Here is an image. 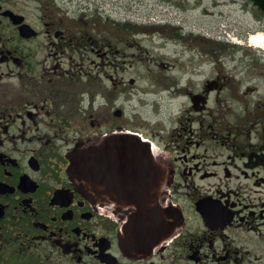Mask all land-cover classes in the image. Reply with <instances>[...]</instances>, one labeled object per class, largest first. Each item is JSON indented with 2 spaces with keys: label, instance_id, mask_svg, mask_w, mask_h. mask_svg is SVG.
<instances>
[{
  "label": "flooded vegetation",
  "instance_id": "1",
  "mask_svg": "<svg viewBox=\"0 0 264 264\" xmlns=\"http://www.w3.org/2000/svg\"><path fill=\"white\" fill-rule=\"evenodd\" d=\"M127 1L0 0V264H264V66L195 39L212 51L172 79L174 109L159 91L146 111L114 60H141L153 31L160 57V22ZM107 61L105 101L85 64ZM149 146L158 204L139 222L149 182L115 153Z\"/></svg>",
  "mask_w": 264,
  "mask_h": 264
},
{
  "label": "rangeland",
  "instance_id": "2",
  "mask_svg": "<svg viewBox=\"0 0 264 264\" xmlns=\"http://www.w3.org/2000/svg\"><path fill=\"white\" fill-rule=\"evenodd\" d=\"M127 0H97V3L104 6L116 7L124 6ZM145 4L141 7V14L145 19L151 17L159 23L160 20V57L158 55L157 31L149 32L147 42L144 44V49L138 52L142 57L141 60H135L122 64L119 59L114 60V63L120 67L117 70L116 76L119 81L129 79L135 76L137 81L131 86V93L135 101L133 104L142 106L147 102H152L155 92L160 91V95L164 100V105L160 109V113L167 116L171 107L169 98L177 95V87L172 83V79L177 75L178 70L182 69L188 59H204L205 55H210L209 51L203 43H194L193 40H199V35L213 37L218 39H226L224 32H228L231 36H236L234 40H241L244 46L233 48L228 44L227 51L235 55L236 59H242L248 55L251 60L256 61V54L261 56L264 63V50H256L249 48L248 38L252 33H264V16L249 0H144ZM95 4L96 6H99ZM259 15H258V14ZM160 15V16H158ZM135 13H130V17H135ZM142 18V15L140 16ZM166 23L170 27H165ZM189 33H199L195 38ZM181 35V37H180ZM228 38V37H227ZM224 41V40H223ZM221 42V40H220ZM135 50V49H134ZM134 58H127L132 61ZM160 60V89L157 84V63ZM132 63V64H131ZM102 64V63H101ZM108 61L100 67L93 68L85 64V72H95L97 78L102 84L101 91L105 96V101H108V94H111L110 88L104 89L106 84L109 86L107 75L112 76L115 69ZM132 65V66H130ZM122 66L128 69L123 72ZM87 75V74H86ZM95 77V84H99V80ZM156 80L157 89L154 90L152 83ZM167 84L168 91L162 92V86ZM119 83L118 86H121ZM141 98L140 103L136 99ZM102 101H104L102 99ZM141 104V105H140ZM144 109L149 111V105L144 104ZM134 107V105L132 106ZM146 113V112H145ZM150 115V114H149Z\"/></svg>",
  "mask_w": 264,
  "mask_h": 264
},
{
  "label": "water",
  "instance_id": "3",
  "mask_svg": "<svg viewBox=\"0 0 264 264\" xmlns=\"http://www.w3.org/2000/svg\"><path fill=\"white\" fill-rule=\"evenodd\" d=\"M109 140H107L108 142ZM118 156H122L124 161L129 164V162H132L133 169L138 170L143 173V175L146 177L148 175V181L154 182V179L152 177L155 176V172L157 171L158 164L155 162L154 158L152 157V154L150 152V149H148L147 155L142 154L139 149H136V147H133L131 150H125L123 148H118ZM85 157H88L90 160L94 158V151L92 149L88 150L85 154ZM78 166V159L77 157H74L72 159V165L70 166L71 172L74 173L77 170ZM148 189H151L150 185ZM146 190V187L144 188ZM156 202L155 198H151L150 196L148 199L145 198V200H141V198L138 200L137 203H135L136 206L142 207L143 209L146 208V204L148 202Z\"/></svg>",
  "mask_w": 264,
  "mask_h": 264
},
{
  "label": "bare ground",
  "instance_id": "4",
  "mask_svg": "<svg viewBox=\"0 0 264 264\" xmlns=\"http://www.w3.org/2000/svg\"><path fill=\"white\" fill-rule=\"evenodd\" d=\"M94 1L97 2V0H94ZM129 4H130V2H129ZM140 4L141 3L139 2V0H132L131 1V5H133V6H138ZM248 41H249V44H250L251 47L264 49V33L263 32L250 34ZM254 54L256 55V64H257V66L263 67L264 63L262 62L261 56H259L255 52H254Z\"/></svg>",
  "mask_w": 264,
  "mask_h": 264
},
{
  "label": "trees",
  "instance_id": "5",
  "mask_svg": "<svg viewBox=\"0 0 264 264\" xmlns=\"http://www.w3.org/2000/svg\"><path fill=\"white\" fill-rule=\"evenodd\" d=\"M252 3L262 12L264 13V0H250Z\"/></svg>",
  "mask_w": 264,
  "mask_h": 264
}]
</instances>
